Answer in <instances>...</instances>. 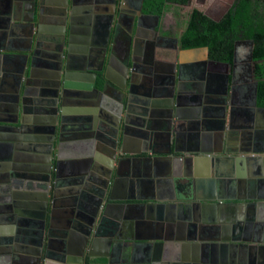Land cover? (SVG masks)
I'll use <instances>...</instances> for the list:
<instances>
[{
    "label": "crops",
    "instance_id": "1",
    "mask_svg": "<svg viewBox=\"0 0 264 264\" xmlns=\"http://www.w3.org/2000/svg\"><path fill=\"white\" fill-rule=\"evenodd\" d=\"M13 3L12 10L9 11L7 0H0V9L4 11L0 15V89L9 93L14 88L19 89L17 126L22 124L46 126L49 118L46 111L49 106L46 102L37 103L40 99L45 100V97L39 94L41 87H35L32 83L45 80V61H54V58L47 57L49 53L53 54L56 51L58 44V41L53 40L57 29L54 6L45 4L41 11L36 9L35 19L38 14L42 15V19L41 22L36 21L35 29L30 33L25 27L13 25L14 20L11 23L9 21V17L12 16L20 20L28 19L31 12L30 1L16 0ZM129 7L128 9L132 8ZM83 12H81L83 18L88 17L89 14L84 16ZM171 14L172 12L167 11L168 17H171ZM91 21L97 22L94 14ZM38 24L41 26L40 31ZM146 29L143 22L139 30L143 32ZM252 47V41H246V44L237 47L231 64L208 59L202 55L203 53H181L182 56L179 58L183 70L178 77L182 84L188 85V88L203 85L215 95L219 94L221 88H228L231 82V85L237 86L241 93L238 101L225 106L224 122L227 129L223 128L220 131L216 129V132L219 131L222 135V148H216L214 145L213 141L217 137L213 131L207 136L208 139H212V144H209L207 150L173 152L143 150L141 147L144 144L139 139V131L131 129L126 134L125 151L117 155L125 173L123 172L124 175L109 188L115 198L105 215L102 238L96 246L100 254L99 259L105 264H264V106L258 103L255 106L250 96L253 86L261 79L257 78L256 68L264 69V61L255 62L251 59ZM241 49H246L247 52L241 53ZM80 53L75 52V55H71L70 52V63L83 61L85 58L91 60L89 54L83 58ZM22 55H27L28 63L26 73L20 79L17 69L23 63ZM158 58L167 63L168 58L172 57ZM174 60L172 58V61ZM1 66L4 68L2 71ZM83 70L86 71L82 66L73 69L70 67V71L73 72ZM204 70L205 75L202 77ZM28 73L33 77L30 78ZM114 78L115 83H121L118 76ZM1 95L4 94L0 92V124L13 125L9 118L15 114L8 100L1 98ZM47 98L46 101L49 100L48 96ZM194 108L198 107H190ZM195 115V119L199 120L197 112ZM230 122L233 128L228 130ZM247 130L249 132L245 137ZM36 132L34 129L33 133ZM182 132L184 135L189 134L188 131ZM25 133L27 131L20 132ZM252 139L258 140L261 145L246 144ZM40 144L36 142L34 146L37 149L48 146L46 141L43 142V146ZM22 152L34 153L36 150ZM100 153L103 159L107 157L109 159L108 154ZM137 167L145 174L150 172L148 176H144L146 178L144 184L128 180L129 173ZM31 172L39 174V171ZM17 179L21 189L39 191L40 178L33 177L34 189L27 188L31 181L26 176ZM64 187L69 185L65 184ZM68 196L58 199L64 200ZM64 202L55 207L54 216L51 203L48 206L46 226L43 229L44 249L47 247L50 222H54L51 228H60L61 220L58 214L60 207L66 206ZM19 209L26 214H18V220L24 223L17 225L13 236L19 237L20 244L32 247L38 238V231L42 229L37 225L41 222L38 217L39 208L33 205ZM30 210L31 212L27 213ZM7 236L12 235L9 233ZM109 236L112 237L110 242L107 241ZM28 240L33 243H28Z\"/></svg>",
    "mask_w": 264,
    "mask_h": 264
},
{
    "label": "flooded vegetation",
    "instance_id": "2",
    "mask_svg": "<svg viewBox=\"0 0 264 264\" xmlns=\"http://www.w3.org/2000/svg\"><path fill=\"white\" fill-rule=\"evenodd\" d=\"M15 1V0H14ZM29 1V0H28ZM92 8V14L89 19L93 17V14L95 17H97V22H93L91 20H86L88 17L83 18V15L81 12L85 9L83 12L84 16L89 14L87 12L86 7L87 4L86 0H56L57 6L61 3V13L59 20L60 22L57 23V29L54 32L53 40L55 42L58 41V44H56V53L54 52L52 55L53 57H61L62 62V69L64 70L66 68V45L68 46V43L71 46V55H75V52H81L80 54L83 56V58L89 57L91 60L82 59L83 61H72L69 66L71 69L75 67H85L86 71H80L81 73H86L84 84H80L84 88H78L73 87L75 83H73V79H76V77H71V83L74 85L70 86H64L63 78L61 79V90H66L65 93V100L66 102H69V106L65 104V108L67 109H88L89 112L92 111L95 113V121L94 114L90 113L89 115L78 114V113H70L68 115V118H76L79 117L81 120V123L89 124L91 127H93V130L95 131L94 134H91L90 131L87 132H80L79 129H65L64 133L66 135H71L75 139L72 141H80L83 140L82 144H79V142H75L77 144L76 149L68 148L67 152H64L63 159H60L62 161L61 164V178H64V176L68 178H72L75 182H80L84 179L87 180L88 175L86 176L84 171L85 169H88L90 165L88 159H92L91 162H99V165L104 164V162H110L113 165V168L115 171H117V179L121 178V176L124 175V171L121 167V161L119 160L118 154H122V149L125 151V145H126V138L125 135V144L123 147L121 146V134L122 130L117 133V137L115 134H111L110 132H106L102 130L104 128V125L106 122L102 121V116L105 115L107 118H111L115 115L118 109L116 108V104L119 102H123V96L125 93H122L123 90H119L117 87V83L114 82V77H117L120 79V84H123L126 80L127 86L129 88V85H131V75L129 76V72H132V74L135 75L134 79H132V98H142L144 99V102H149L150 104H154L153 101H155V98H159L160 101H166L165 98L167 97V91L164 90L165 84H168L170 86L174 82H178L180 85V79L178 76H180L181 71L183 70L182 65H180V57L182 56L181 53H186L187 51H197L196 53H203L202 55H205L208 57V59H212L210 52L206 53L205 48H194L193 49H184L182 47V40L181 37L184 35V33L187 30L188 23L190 20V16L192 12L195 9H199L200 11H203L201 7H192L189 11V14L187 17H184V13L181 11H178L177 14L174 13L173 8L180 7L184 8L183 6L187 5H181L177 3H172L169 7L172 10L171 17L167 16V12L164 13V15H158L154 13H150L147 11V9L150 8L149 6V0H94ZM155 1V0H153ZM190 0L189 2H191ZM199 4L203 6V8H206L208 12H210L211 15L214 17L220 16L221 18L216 21H221L222 18L227 14V12L232 7L235 0H198ZM167 2V1H166ZM43 3L49 6V0H43ZM170 4V3H167ZM14 5V3H13ZM10 3L9 7L12 8L13 6ZM83 5L82 10L80 7ZM190 4L188 3V6ZM132 8H130V7ZM26 7L28 5L26 4ZM56 7V5H55ZM128 7L130 9H128ZM12 10V9H11ZM59 10V9H58ZM204 12V11H203ZM55 13V11H54ZM65 13L67 16H65ZM206 14V12H204ZM209 16L211 17V15ZM207 15V14H206ZM89 16V15H88ZM100 16V19H99ZM212 18V17H211ZM1 19V18H0ZM57 18H55L56 20ZM213 19V18H212ZM171 20V26L170 28H165V25L167 21ZM215 20V19H214ZM71 21V25H70ZM145 23V27L147 28L146 31L141 32L139 30V26ZM25 29L29 30V22L27 21V24H23ZM133 29V30H132ZM30 31V30H29ZM131 31H133V35L131 34ZM132 36V38H131ZM145 40H142V39ZM246 41L240 39L237 40L235 43V51H234V58L236 55V48L240 47L243 44H246ZM64 43V46H61V43ZM133 42V43H131ZM68 48V47H67ZM64 53L65 58L61 56V54ZM86 53V54H85ZM45 55V54H44ZM70 55V54H69ZM128 56H132L134 69L130 67L129 58ZM162 57H172L175 60L172 61V58H168L167 63H163L159 58ZM233 58V59H234ZM55 59L53 63H55ZM144 59V61H143ZM213 60V59H212ZM57 61V60H56ZM84 61L85 64H84ZM129 62V63H128ZM233 62V61H232ZM231 62V63H232ZM226 64L228 62H225ZM228 63V64H231ZM129 64V66H128ZM85 65V66H84ZM176 67V78L178 80L174 79V73L172 71H168L170 68L169 66ZM45 66V64H44ZM170 66V67H171ZM129 67V69H128ZM46 68V78L47 83L50 84L52 81H50V78H48L49 71L48 68ZM150 73V74H149ZM95 74L93 88H88V81L91 82L92 75ZM152 74L153 76L157 74L160 76V80L164 81V84H153V87H155L154 90L150 89V83L149 80H152ZM18 75V74H17ZM117 75V76H116ZM205 75V70L202 74V77ZM62 76V75H61ZM171 77V79H169ZM201 77V78H202ZM114 83V85H113ZM149 83V84H148ZM177 85V89L181 90V93L185 95V100L188 102H197L201 103L203 107H198L197 109H190V107L183 108L180 111V116H183L187 114L188 117L187 120L175 122L178 124L179 133L171 134L168 132V130H165L163 127L164 124H157L156 122H167L169 118H165L167 116V113L172 112L170 109L169 104H166V106H160V107H151L145 106L142 103L134 104V109L131 110L129 116L131 120V125L135 128V130L139 131L138 134L140 136V140L142 144H144L143 147H141L143 150L147 151H174V150H180V151H188V150H207L209 144H212V139H208L207 136L212 131L216 132V129L220 131L219 123L223 122L222 120H225L226 117V108L225 106L227 104H232L238 101V99L241 96V93L238 91L237 86L233 87L231 85V82L228 85L227 88H221L219 94L213 95L211 90H206V86L204 88L203 85L201 87L193 85L192 89L188 88V85L185 83L182 85ZM220 85L222 82L220 81ZM79 85V86H80ZM175 85V86H176ZM159 87V88H158ZM95 89L103 90L104 94H97ZM84 92L87 96L86 97H80L77 99L75 97L74 92L76 91ZM64 91V90H63ZM209 91V93H208ZM254 92V94H253ZM256 94L257 97V85L253 86V90L250 92V96L252 100L254 99V96ZM154 95L156 96L154 98ZM218 95V96H217ZM4 95L1 96V98ZM9 97V92L6 95ZM161 97V98H160ZM250 98V99H251ZM214 100V103L208 101V100ZM257 99V98H256ZM147 100V101H146ZM183 101V102H184ZM65 102V103H66ZM78 102V105L75 103ZM83 103L82 105L80 103ZM216 102V103H215ZM258 102V101H257ZM92 106L93 104H95ZM213 105H212V104ZM254 104V102L252 101ZM8 104L10 105V101H8ZM163 105V104H162ZM214 106H217L218 108H213ZM176 109V108H175ZM162 111V113H160ZM14 113V110H12ZM164 117L156 118L154 119L151 116H158L159 113ZM199 115L200 119H195ZM15 114V113H14ZM13 114V115H14ZM153 114V115H151ZM125 115V109L122 113V119ZM175 115H179L177 111H175ZM172 116V115H171ZM193 116V117H192ZM195 116V117H194ZM192 117V118H191ZM10 122H15L16 117L10 116L9 118ZM195 119V120H194ZM217 119V120H216ZM73 122V123H71ZM70 124L79 125L78 122H75V120L69 121ZM5 124V123H4ZM69 124V125H70ZM193 124V125H192ZM210 125L209 128H207L206 134L204 136L203 132L200 133L201 129L208 125ZM68 125V124H67ZM108 125V124H107ZM72 126V128H73ZM14 127H16V123H13L11 125L10 123L0 124V129L2 132H0V135H3V139L0 138V142L6 141V142H14L13 136L17 135L18 133L15 132ZM80 127V126H79ZM68 128V127H67ZM134 130V129H132ZM145 132H140V131ZM217 130V131H218ZM96 131H98L99 135H97ZM182 131H188L190 133H196L195 136H189V134L184 135L185 133ZM218 131V132H219ZM214 133L217 137L215 141H213L216 148H222V135L221 132ZM245 133V137L248 134ZM184 133V134H183ZM187 133V132H186ZM76 136H75V135ZM127 134V133H126ZM80 135V137H78ZM5 137V139H4ZM11 137V138H10ZM118 138V139H117ZM117 140V142H114ZM114 142V143H113ZM140 142V143H141ZM246 143V142H244ZM249 146H260L261 142H258V140H250L248 141ZM207 146V147H206ZM65 147V146H64ZM100 152H105V154H108L109 159H103L100 155ZM7 151L0 150V156H3L2 159H0V162L2 160V166L1 169V176H0V190L3 193V197L1 194L0 202L3 204V207H7L8 205H13L14 198L9 197L12 192V187L14 185L13 179L15 180L14 172L16 173L17 170L13 168L11 165L4 166L3 164L9 163V161L12 162L11 156L9 154H6ZM97 153V155H95ZM69 154H74V157L83 159L82 162H76L74 165L68 164L67 162L71 160ZM78 154V155H77ZM77 155V156H75ZM18 158L20 159L21 156L19 155ZM84 158L86 160H84ZM99 160L97 161V159ZM21 160V159H20ZM77 160V159H76ZM106 160V161H105ZM108 160V161H107ZM106 166V165H104ZM88 167V168H87ZM54 169V168H53ZM115 171L112 173L111 180L115 178ZM73 172V173H72ZM124 172V173H123ZM135 173H139L140 175L134 177ZM147 174L142 172V169L140 167H137L136 169H133L132 172H130L128 175L129 181L133 183L144 184L146 182V178L144 176H148L150 172H146ZM84 174V175H82ZM100 175V174H99ZM103 176V175H102ZM101 176V178H102ZM99 177V176H98ZM51 181L54 182L55 176L54 172L51 176ZM137 178V179H136ZM18 182V180H17ZM93 182V181H92ZM168 182V181H167ZM16 184V183H15ZM97 184V183H96ZM112 184V183H111ZM17 185H20L18 182ZM54 185V184H53ZM68 185V184H66ZM3 186V187H2ZM95 189H92V194L94 196H101L102 188L101 185L95 186ZM4 189V190H3ZM9 190V193L7 194V190ZM83 189V188H82ZM59 190V189H58ZM54 191V188H50V196L49 202L51 205L53 204L52 198V192ZM61 191V190H59ZM86 194H77V198L69 199L73 203L81 204L83 206L88 199L90 198L87 195V191H85ZM82 196V198H80ZM97 197V198H98ZM20 197L19 199H21ZM54 199V198H53ZM22 200V199H21ZM20 201V200H19ZM57 202L56 205L60 204L62 202L61 200L56 199ZM49 203V204H50ZM68 204V203H67ZM66 206L62 210L63 215H59L58 218L62 217L60 222V228H51V247L49 248L51 253L53 252V258L51 259L49 264H81V257H80V251L78 249V246L72 243L70 245L68 244L66 239L60 240V234L63 231L69 232L68 230H71V227H66L65 224V218L69 219L73 214L72 220L76 218V213H79L77 211H70L69 207ZM49 206V205H48ZM7 209V208H6ZM62 207H60V210ZM7 210H0V226L4 227L5 224H7V216L10 214L5 213ZM58 212V211H57ZM73 213V214H72ZM83 214L80 212V215ZM18 215H16L17 218ZM77 219V218H76ZM16 221V220H15ZM15 234V233H14ZM13 234V235H14ZM44 234L45 231L43 229H40L38 231V238L35 239L32 247L24 246L21 243L19 237L10 236L8 237L5 233L0 234V264H46L47 259L45 256L46 250L44 249ZM3 235V236H1ZM5 235V236H4ZM63 240V241H62ZM42 246V247H41ZM40 249V252H39ZM53 249V250H52ZM98 252L97 250H95ZM99 259V258H97ZM87 258H85V264H86ZM16 261V262H15Z\"/></svg>",
    "mask_w": 264,
    "mask_h": 264
},
{
    "label": "water",
    "instance_id": "3",
    "mask_svg": "<svg viewBox=\"0 0 264 264\" xmlns=\"http://www.w3.org/2000/svg\"><path fill=\"white\" fill-rule=\"evenodd\" d=\"M16 1V0H15ZM30 1V15L28 19H24V20H20V19H16L12 17H9V21L11 23L12 20L15 21V23H12L15 26H21L24 27L23 24H27V21L29 22L30 26H29V30L31 33V30L35 29V25L37 24V22H41V14H38L39 16L35 19V13H36V9H38V11H41L42 7L45 5L43 3V0H29ZM38 1V2H37ZM14 0H8V4L10 6V3L13 4ZM93 2L95 3L94 0H86V3L89 4L86 7L87 12L89 13V16L87 18V20H91L89 19L93 8ZM49 5L54 6L53 7V12L55 11L56 17L57 18L55 21L56 23L60 22L59 17H60V7H61V3L58 4L57 6V2L56 0H51V2L49 3ZM56 5V7H55ZM8 6V8H9ZM18 6H21V3L18 4ZM81 6V5H80ZM83 5L80 7V9L82 10ZM59 9V10H58ZM85 10V9H83ZM82 10V11H83ZM51 12V11H50ZM207 14V13H206ZM209 16V14H207ZM65 16L66 13H65ZM37 21V22H36ZM39 25V31H40V24ZM70 25H71V21H70ZM133 30V29H132ZM131 34L133 35V31H131ZM132 38V36H131ZM133 43V42H131ZM61 46H64L65 44L62 42L60 44ZM68 47V48H67ZM66 49V53H67V59H66V68L62 69V62H61V57H57L56 59L55 57H53L55 59V63H53V61H45V66L48 68L49 73H48V78H50V81H52V83L48 84L47 80H39L36 82H33L32 84L37 87H41V90H39V94L43 97H45L44 99H40L37 101V103H48L47 106H49V108L47 109L46 113H48L49 118L48 121H46V126H25V125H20L14 127L15 132H17L18 134L13 136V140L14 142L12 143L11 141L8 143L6 141L0 142V150L3 151H7L6 154H9L11 156L12 162L9 161V163H5L3 164L4 166H8L11 165L13 168H15V170H17V172L13 173L15 176V180L13 179L14 185H13V189L11 192V195H9V197L14 198L13 201V205H8L6 208L3 207V204L0 202V210H7L5 211V213H10L7 216V224H5V226L1 227L0 226V234L5 233L6 235L11 233V235L13 236V234L15 233L16 229H17V225H21L24 222L22 220H18V218H16V215H18L19 213L21 215H25L26 213H23L22 210H20V207H32L33 205L37 206L39 208V218L41 219V222H39L37 225L39 227H41L42 229H45L46 226V213H47V209H48V205H49V197L50 196V186L52 183V188H54V191L52 192V200H53V211H52V216L55 215V207L57 206V202L55 201L56 199L65 196V195H71L70 197H66L64 200H62V202H64V204L68 203L67 206L69 207L70 211L74 212L77 211L79 213H76V218L74 220H72L73 215L67 219L65 218L64 220H66L65 224L66 227H71V230H68L69 232L63 231L62 234H60V240L61 238L64 240L66 239L68 244L70 245V243L74 244L76 246H78V249L80 251V257H81V264H85V258H99V252H96V246L97 243L99 242V240L102 238V227L105 224V215L108 213L109 207L112 202V200L115 198L114 196H112V191L109 190L111 183H115L117 181V171H115V169L113 168V165L109 162H104V164L99 165V162H91L92 159H88L89 160V164L94 163L92 165H90V167L88 169H85L84 171L81 172H85L86 176L88 175L87 180L84 179L80 182H75L72 178H61V164L62 161L60 159H63L64 157V152H67L68 148H73L76 149L77 144L75 142H79V144H82L83 140L80 141H72L73 139H75L74 137H72L71 135H66L64 133L65 129H79L80 132H87L90 130H93V127H91L89 124H83L81 123V120L83 119H79V117H76L74 119L72 118H68V115L72 112V113H78V114H83L85 113V115H89L90 113H93L94 115V119L95 117V113L90 111L88 109H66L65 108V104H67L69 106V102H66L65 100V93L66 90L63 87V90H61V79L63 78L64 81V86H70V85H74L73 83H75V85L73 87H78V88H84L83 86H81L80 84L84 83L83 81L85 80V76L86 73H81V72H73L70 71V66L68 63H70L69 61V57H70V51H71V46L68 43V46L66 45L65 47ZM194 50V49H193ZM200 50H205L206 53L209 52L208 48L205 49H200ZM199 50L196 51H187V53L191 54V53H196ZM15 54H13L14 56ZM47 55V54H46ZM53 54H48L47 57L49 59L52 58ZM10 56V55H9ZM17 56H21V55H17ZM24 57L23 63H21L20 67L17 69L18 72V77L20 79L23 78V76L25 75V68L27 67V55H22ZM61 56H64V53L61 54ZM26 57V58H25ZM129 58V62L130 63V67H132L134 69V65H133V60H132V56H128ZM251 59H253L252 54H251ZM57 60V61H56ZM128 62V63H129ZM33 62H31L32 65ZM129 66V64H128ZM171 66V65H170ZM169 66V70L168 71H172L174 74V79L173 80H178L176 78V67ZM129 69V67H128ZM4 70L3 66H1V71ZM64 72V73H63ZM29 77L32 78L33 75L31 73H28ZM129 76L131 75V85H129V88L127 86V82L126 80L124 81L123 84H115L117 85V87L119 88V90H123L122 93H125V95L123 96V102H119L118 104H116V108L118 109V111H114L116 112L115 115L117 114V116H112L110 115V119L107 118L105 115L102 116V121L106 122L104 125V128L102 130L106 131L107 133L110 132L111 134H115L117 137V133L120 132V130H122V134H121V146L123 147V145L125 144V135L126 133H128L131 129L135 128L131 125V118L129 116L130 112L132 109H134V104H139L142 103L145 106L151 107V105L153 107H160V106H166L168 107L166 104H169L170 109L172 110V112L167 113V116H165V118H169V120L167 122H156L157 124H164V128L165 130H168L169 133L171 134H177L179 133V128H178V124H176L175 122H179V121H184L187 120L188 116L187 114L180 116V111L183 108L186 107H190V106H198V107H203L201 103H195V102H188L187 100L184 101L185 99V95H183L181 93V90L177 89V85L178 82H174L173 84H171L170 86H168V84H165V88L164 90L167 91V97L165 98L166 101H160L159 98H155L156 96L154 95L155 101H153L154 104L157 105H153L150 104L149 102H144L142 98H132L131 97V93H132V79H134L135 75L132 74V72L128 73ZM150 74V73H149ZM62 75V76H61ZM76 77V79H73V83H71V77ZM92 78L91 82L88 81L89 85L88 88L92 87L93 88V83L94 82V78H95V74H91ZM181 75V73H180ZM17 77V78H18ZM171 79V78H169ZM135 80V79H134ZM18 81V79H17ZM150 83V89L154 90L155 87H153V84H164V81L160 80V76H158L157 74H155L153 76L152 74V80H149ZM148 83V84H149ZM80 85V86H79ZM176 85V86H175ZM179 85V84H178ZM180 85H182L181 80H180ZM179 85V86H180ZM47 88L46 90H44L43 88ZM159 88V87H158ZM97 94H104L103 90H99V89H95ZM0 92L4 94V96L2 97L5 100L10 101V106H11V110H14L15 113V117L16 120L13 123H17L18 122V118H19V105H18V94H19V89L17 87V90H10L9 93V97H7V90H3L2 88L0 89ZM75 97L80 98V97H86L87 95L83 92L80 91H76L74 92ZM2 96V95H1ZM47 96L49 97V100L46 101ZM161 98V97H160ZM256 94L254 96L253 102L254 105L257 106V99H256ZM147 101V100H146ZM184 101V102H183ZM212 103H214V100H208ZM66 102V103H65ZM211 103V104H212ZM216 103V102H215ZM76 105H78V102L75 103ZM81 105L83 104L82 102L80 103ZM163 104V105H162ZM96 105L93 104L92 106ZM169 108V107H168ZM176 108V109H175ZM125 109V115L123 116L122 119V113L124 112ZM175 111H177V113L179 115H175ZM159 113V112H158ZM162 113V111L160 112ZM159 113V115L156 116H151L154 119L156 118H160L163 117L161 114ZM153 115V114H151ZM172 115V116H171ZM193 117V116H192ZM191 117V118H192ZM164 118V117H163ZM71 120H75V122H78L79 125H75L73 126V124H64V122H69ZM95 121H97L95 119ZM223 122L219 123V128L223 130L227 129L225 126V122L224 120H222ZM12 122V121H11ZM108 124V125H107ZM193 125V124H192ZM210 125L212 124H208L206 126H204L200 133L203 132L204 136L206 134V129L210 127ZM73 126V128H72ZM80 126V127H79ZM68 127V128H67ZM233 128V124L232 122L229 123V129L231 130ZM34 129L37 131L36 133H33ZM95 130V129H94ZM91 131V134H94L95 131ZM0 131H2L0 129ZM27 131V133L25 134H20ZM97 135H99L98 131H96ZM140 132H145L140 131ZM40 133H45L46 135H38ZM35 134V135H34ZM75 135V134H74ZM197 135L196 133H191L189 136H195ZM22 136V137H21ZM76 136V135H75ZM198 136V135H197ZM78 137H80V135H78ZM0 138L3 139V135H0ZM11 138V137H10ZM5 139V137H4ZM118 139V138H117ZM37 140V141H36ZM75 140H79V139H75ZM41 143L40 145L43 146V142H47L48 146L45 147L43 149V147H38V149L34 146V143L36 142ZM114 142H117V140H115ZM113 142V143H114ZM65 146V147H64ZM31 149H35L36 152H22V150H31ZM40 150V151H39ZM123 152V149H122ZM21 156V160L18 158V156ZM78 155V154H77ZM75 155V156H77ZM97 155V153L95 154ZM68 156H70V158H72L71 160H69L67 163L68 164H72L74 165L76 162H82L83 159L80 158H76L74 157V154H69ZM98 156V155H97ZM3 156H0V159H2ZM77 159V160H76ZM84 160H86L84 158ZM99 160V158L97 159V161ZM2 162V160H1ZM0 162V167L2 166ZM106 165V166H104ZM54 168V169H53ZM1 169V168H0ZM1 171V170H0ZM31 171H39V174L36 173L37 175L33 174V172ZM115 171V178H113L111 180L112 177V173ZM54 172V176H55V180L54 182H51V176L52 173ZM61 173V174H60ZM73 173V172H72ZM175 173V172H174ZM100 174V175H99ZM134 177L140 175L139 173H135L133 172ZM84 175V174H82ZM103 175V176H102ZM0 176H1V172H0ZM20 176H26V178L30 179V185L27 186L28 189H34V187H32L34 185L33 183V177H37L40 178L41 183H39V191H27L25 189H21V185H17V178ZM99 176V177H98ZM102 176V178H101ZM85 177V175H84ZM137 179V178H136ZM178 179V178H177ZM176 179V180H177ZM93 181V182H92ZM159 183H161V179L158 180ZM1 182V181H0ZM16 183V184H15ZM97 183V184H96ZM54 184V185H53ZM65 184H68L69 187H64ZM67 185V186H68ZM101 185L102 188V193L100 197H96L94 196L92 193H89L90 190L95 189V186H99ZM1 187V186H0ZM3 187V186H2ZM83 188V189H82ZM36 189V188H35ZM61 191H59V190ZM4 190V189H3ZM7 190V194L9 193V190ZM2 190H0V198H1V194L3 197V193L1 192ZM85 191H88V197L87 198L88 201L81 206V204H77V203H73L72 201H70L69 199H73L74 197L77 198V194L81 193V194H86ZM5 194V193H4ZM20 197H22L21 199H19ZM54 198V199H53ZM82 198V196L80 197ZM29 199V201H27ZM32 199V200H31ZM33 199H37V201L35 202ZM20 200V201H19ZM59 200V199H58ZM59 205V204H58ZM62 210L64 211V209L62 208L59 211V215H63ZM31 212L28 211L27 213ZM80 212H82L83 214L80 215ZM62 219V217H60V220ZM16 220V221H15ZM53 221V220H52ZM1 225V224H0ZM51 226H54V222H50V226L49 229L47 231V247H46V253L45 256L47 259L46 264H49L51 259L53 258L54 253L50 251V247H51ZM112 237H108L107 241L110 242ZM62 240V241H63ZM32 242L31 240H28V243ZM42 247V246H41ZM0 251H2L0 249ZM40 252V249H39ZM16 262V261H15Z\"/></svg>",
    "mask_w": 264,
    "mask_h": 264
},
{
    "label": "trees",
    "instance_id": "4",
    "mask_svg": "<svg viewBox=\"0 0 264 264\" xmlns=\"http://www.w3.org/2000/svg\"><path fill=\"white\" fill-rule=\"evenodd\" d=\"M190 0H149L148 12L164 15L172 3L187 5ZM170 3V4H167ZM180 8L175 9L177 14ZM244 39L252 41L253 61H264V0H235L230 10L216 21L203 11L195 9L184 35L181 37L184 49L208 48L211 58L231 63L234 58L235 43ZM257 76L264 77V69L256 68ZM257 101L264 106V79L257 84ZM86 264H105L101 259L87 258Z\"/></svg>",
    "mask_w": 264,
    "mask_h": 264
},
{
    "label": "rangeland",
    "instance_id": "5",
    "mask_svg": "<svg viewBox=\"0 0 264 264\" xmlns=\"http://www.w3.org/2000/svg\"><path fill=\"white\" fill-rule=\"evenodd\" d=\"M155 1H160V2H166L167 0H155ZM189 6H188V4H187V6H183L184 8H180V7H176V6H174L175 8H173V11H175V9H178V8H180V10L179 11H181V12H183L184 13V17H187L188 16V14H189V11H190V9L192 8V7H201V9H203V11L204 12H206L207 14H210V12H208V10L206 9V8H203V6L202 5H200L199 4V1L198 0H192L191 2H189ZM170 15V14H169ZM172 15V14H171ZM211 15V14H210ZM211 17L213 18V19H215V20H219L221 17L220 16H218V17H214L213 15H211ZM171 22V20H169V21H167V23H166V25H165V28L167 29V28H170V23ZM247 52V50L246 49H244V50H242L241 49V53H246ZM257 78L258 79H260V78H262V76L261 77H259V76H257Z\"/></svg>",
    "mask_w": 264,
    "mask_h": 264
},
{
    "label": "bare ground",
    "instance_id": "6",
    "mask_svg": "<svg viewBox=\"0 0 264 264\" xmlns=\"http://www.w3.org/2000/svg\"><path fill=\"white\" fill-rule=\"evenodd\" d=\"M11 1V0H10ZM7 4H8V0H7ZM6 7H7V5L5 6V9H6ZM9 9V11L11 10V7H9L8 8ZM2 12H4V11H2L1 9H0V15H2ZM5 12H6V10H5ZM1 18V17H0ZM65 222H66V220H65ZM63 232H61V234H62ZM60 236V235H59Z\"/></svg>",
    "mask_w": 264,
    "mask_h": 264
}]
</instances>
